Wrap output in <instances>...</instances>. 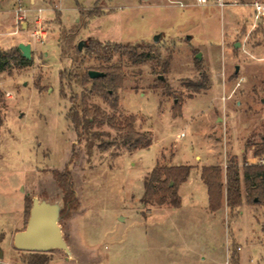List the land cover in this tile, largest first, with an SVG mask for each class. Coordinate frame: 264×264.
Returning <instances> with one entry per match:
<instances>
[{
	"label": "rangeland",
	"instance_id": "obj_1",
	"mask_svg": "<svg viewBox=\"0 0 264 264\" xmlns=\"http://www.w3.org/2000/svg\"><path fill=\"white\" fill-rule=\"evenodd\" d=\"M223 1L220 7L217 0H0L8 10L0 17V49L31 46L28 63L0 72V264H27L12 243L25 197L62 210L53 170L66 166L78 205L58 222L69 253L53 249L49 264H233L232 254L237 264H263L264 208L249 202L242 187L237 211L223 209L224 201L211 211L200 177L210 164L224 174L233 155L242 175L245 164L260 161L253 154L264 140V20L254 25L255 0ZM19 4L31 9L29 21L12 19ZM81 9L97 15L81 16ZM91 38L142 43L137 51L151 55L133 64L114 53L110 61L126 73L115 113L135 118V128L152 138L148 147L128 150L105 124L97 129L114 143L108 148L76 140L59 72L80 76L104 64L82 50ZM201 72L207 87L195 92ZM71 81L65 92L83 93L114 113L89 92L90 83ZM156 163L191 166L177 208L140 200Z\"/></svg>",
	"mask_w": 264,
	"mask_h": 264
},
{
	"label": "trees",
	"instance_id": "obj_2",
	"mask_svg": "<svg viewBox=\"0 0 264 264\" xmlns=\"http://www.w3.org/2000/svg\"><path fill=\"white\" fill-rule=\"evenodd\" d=\"M81 16L89 18L96 16L93 9L80 10ZM143 46L142 43L122 44L117 42H102L91 38L87 41L82 50L89 56L94 55L104 64L91 68L103 73L102 76L90 78L87 69L83 74L71 72H59V86L62 97L67 98L69 108L66 113L67 119L75 133L76 140L85 139L91 147L95 141L98 147L108 148L114 144L111 140L101 138L103 131H98L101 125L105 124L118 133L122 144L130 151L148 147L151 136L135 128V118L132 115L116 114L118 107V89L123 84L125 70L119 64L111 63L112 55L118 53L126 56L133 64H139L150 58L149 52H138ZM79 50L78 46H73ZM197 58V57H196ZM31 59V58H30ZM26 59L21 51L12 46L7 49H0V72H10L14 66L21 67L30 61ZM199 59V58H197ZM79 77L80 83L86 86L90 83L89 92L100 96L108 104L114 113L105 112L99 105L89 103L85 94L77 95L73 92H65V87L72 83L71 78ZM202 83L193 85V91H199L207 87V76L201 72ZM3 123V116L0 112V126ZM96 128V129H94ZM74 153V152H73ZM254 156H259L260 161L245 164L242 175L235 155L228 158L224 174L219 165H203L200 169V177L207 188L208 207L211 211L219 209L225 202L230 214L239 209L243 203L242 187L250 192L246 195L249 202L264 208V140L254 151ZM71 163L70 161L68 162ZM190 165H164L156 163L152 170L145 176L144 192L140 198L143 204L163 205L169 204L173 208L180 206L181 198L178 193L179 185L184 182L190 172ZM53 177L63 191V209L59 212V220L68 218L71 210L76 209L78 200L74 191V184L69 167L62 171L53 170ZM32 200L25 197L24 223L29 215ZM28 257L27 264H49L48 252H22ZM233 264H237L238 257L232 254ZM264 264V257H263Z\"/></svg>",
	"mask_w": 264,
	"mask_h": 264
},
{
	"label": "water",
	"instance_id": "obj_3",
	"mask_svg": "<svg viewBox=\"0 0 264 264\" xmlns=\"http://www.w3.org/2000/svg\"><path fill=\"white\" fill-rule=\"evenodd\" d=\"M81 44L82 42L78 43V49H81ZM238 45L239 43L235 44L236 47ZM16 47L26 59L31 58L30 44L20 42ZM196 57L200 59V53H197ZM88 75L90 78H95L102 76L103 73L90 69ZM60 210L58 203L33 198L25 227L13 236L14 247L24 252H50L55 248H60L69 253L58 225Z\"/></svg>",
	"mask_w": 264,
	"mask_h": 264
},
{
	"label": "crops",
	"instance_id": "obj_4",
	"mask_svg": "<svg viewBox=\"0 0 264 264\" xmlns=\"http://www.w3.org/2000/svg\"><path fill=\"white\" fill-rule=\"evenodd\" d=\"M30 2L32 3V5H34L35 4V2H36V0H30ZM19 6L21 7V11H19V12H17V8H18V6L17 7H15V8H13V10H11V12H12V19L14 20H18V17H20V19L21 18H23V17H27L28 18V21L31 19V17H30V15H29V10H31V9H29V8H26V7H23V5L22 4H19ZM7 9L5 8V6L4 7H1L0 8V17H2L3 16V14L5 13H7ZM42 11H44V9H42L41 7H38V12L39 13H41ZM40 17H41V14L39 15ZM78 20V19H77ZM26 25L28 24V22H26L25 23ZM14 34V33H13ZM188 38H190V36L188 37ZM7 47H11V44L9 45V46H7ZM211 165V164H210ZM245 204V203H244ZM246 205V204H245ZM223 207V209H227V206H226V204H225V202L223 203V205H222ZM24 210H23V213H22V216H21V225H19L20 227H16L15 229H14V231H13V233H12V243H13V236H14V234L17 232V231H19V230H22L25 226H24ZM24 226V227H23ZM51 252V251H50ZM49 252V253H50ZM6 263V262H5Z\"/></svg>",
	"mask_w": 264,
	"mask_h": 264
},
{
	"label": "built area",
	"instance_id": "obj_5",
	"mask_svg": "<svg viewBox=\"0 0 264 264\" xmlns=\"http://www.w3.org/2000/svg\"><path fill=\"white\" fill-rule=\"evenodd\" d=\"M193 3H195L196 5H205L208 3V0H192ZM179 4V6H183L184 4L182 2H177ZM217 4L220 6V7H223L225 5V2L223 0H217ZM251 6L253 8V22H254V25H256L257 22L259 21H262L264 20V2L262 1H259V0H255L251 3ZM21 7L18 6L17 8V12L21 11ZM20 18V17H18ZM39 24V27L41 26L40 23ZM36 34L37 33H41L43 34L42 31L38 30L35 32ZM9 95V94H7Z\"/></svg>",
	"mask_w": 264,
	"mask_h": 264
}]
</instances>
